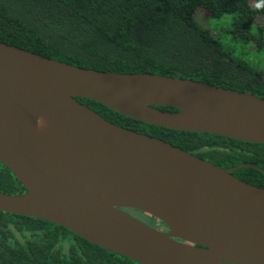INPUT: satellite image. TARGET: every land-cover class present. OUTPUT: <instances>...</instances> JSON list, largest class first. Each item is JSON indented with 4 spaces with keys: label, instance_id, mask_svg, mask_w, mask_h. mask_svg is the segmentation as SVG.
<instances>
[{
    "label": "water",
    "instance_id": "1",
    "mask_svg": "<svg viewBox=\"0 0 264 264\" xmlns=\"http://www.w3.org/2000/svg\"><path fill=\"white\" fill-rule=\"evenodd\" d=\"M77 97L147 124L264 144V99L252 93L84 68L0 41V163L25 188L0 191L1 211L64 226L140 264H264V188L232 174L256 165L219 167Z\"/></svg>",
    "mask_w": 264,
    "mask_h": 264
},
{
    "label": "trees",
    "instance_id": "2",
    "mask_svg": "<svg viewBox=\"0 0 264 264\" xmlns=\"http://www.w3.org/2000/svg\"><path fill=\"white\" fill-rule=\"evenodd\" d=\"M229 16L226 33L264 48V0H0V41L84 68L153 73L246 91L264 99V64L235 56L196 20ZM107 120L178 146L264 188V144L147 124L77 97ZM176 111L171 106H158ZM0 191L25 192L0 163ZM0 263L140 264L64 226L0 210Z\"/></svg>",
    "mask_w": 264,
    "mask_h": 264
},
{
    "label": "rangeland",
    "instance_id": "3",
    "mask_svg": "<svg viewBox=\"0 0 264 264\" xmlns=\"http://www.w3.org/2000/svg\"><path fill=\"white\" fill-rule=\"evenodd\" d=\"M196 20L200 26L209 27L226 50L234 49L235 56L244 60H251L259 66L262 63L264 64V48L258 51L253 41L237 43L234 38H231L229 33H226V27L230 21L229 16L213 18L209 17L204 11L199 10L196 13ZM224 21H227V24Z\"/></svg>",
    "mask_w": 264,
    "mask_h": 264
},
{
    "label": "flooded vegetation",
    "instance_id": "4",
    "mask_svg": "<svg viewBox=\"0 0 264 264\" xmlns=\"http://www.w3.org/2000/svg\"><path fill=\"white\" fill-rule=\"evenodd\" d=\"M124 210L133 214L134 216H136L137 218H139L140 220L144 221L145 223L154 227L157 230H160V231H166L167 230L163 223L159 222L154 217H152L148 214H145L144 212H141V211L135 210V209H130V208H124Z\"/></svg>",
    "mask_w": 264,
    "mask_h": 264
}]
</instances>
